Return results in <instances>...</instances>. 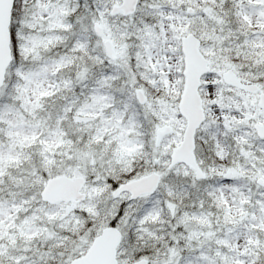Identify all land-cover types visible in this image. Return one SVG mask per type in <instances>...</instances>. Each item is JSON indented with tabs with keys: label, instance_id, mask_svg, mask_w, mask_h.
I'll return each mask as SVG.
<instances>
[{
	"label": "snow or ice",
	"instance_id": "1",
	"mask_svg": "<svg viewBox=\"0 0 264 264\" xmlns=\"http://www.w3.org/2000/svg\"><path fill=\"white\" fill-rule=\"evenodd\" d=\"M0 264H264V0H0Z\"/></svg>",
	"mask_w": 264,
	"mask_h": 264
}]
</instances>
